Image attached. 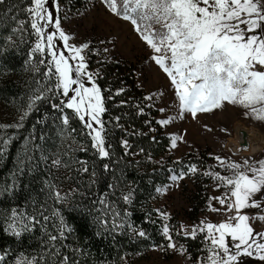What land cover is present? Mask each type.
<instances>
[{"label":"trees","instance_id":"trees-1","mask_svg":"<svg viewBox=\"0 0 264 264\" xmlns=\"http://www.w3.org/2000/svg\"><path fill=\"white\" fill-rule=\"evenodd\" d=\"M89 1L59 0V6L72 16L81 15ZM30 3L8 0L6 6H0V101L9 105L14 117L6 129L10 143L0 155V255L6 257L0 264L33 258L36 264H60L63 255L70 257L69 264H136L135 258L150 249H157L165 260H171L173 253L162 250L167 244L162 235L166 222L157 212L164 209L156 189L169 183L171 175L185 172L194 181L186 216L196 222L209 208L208 190L215 179L204 173L214 172L212 155L199 149L174 161L169 152L171 136L156 123L159 110L155 100L145 99L147 92L138 81L139 65L121 54L105 53L102 46L109 43L95 38L86 50L87 70L94 73L104 97L106 146L111 158L98 157L88 130L71 109L63 112L69 124L62 123V114L51 105L64 97L51 92L35 102L22 121L23 127L16 129L18 118L34 94L55 84L54 80L44 79V66L38 65L40 55L31 54L36 40L32 30L26 26L23 33L12 32L18 26L17 20L28 19L25 8ZM53 5L49 0L47 7L56 15ZM30 55L35 59L30 61ZM33 65L39 71H34ZM124 140L128 141L127 148ZM57 158L59 166L52 164ZM105 163L109 171H104ZM192 165L197 172L189 171ZM83 167L89 171L84 172ZM53 188L65 197L63 201L51 195ZM130 191L131 199L125 202L123 196ZM100 199H105L108 206L101 205ZM13 210L38 218L42 211L49 220L41 218V224L15 237L8 231ZM61 218L70 231L65 232L66 240L57 242L63 245L59 254L53 255L48 233L57 234ZM139 231H144L146 237H139ZM174 238L185 248L190 264L206 254L204 233H198L195 239Z\"/></svg>","mask_w":264,"mask_h":264},{"label":"snow or ice","instance_id":"snow-or-ice-1","mask_svg":"<svg viewBox=\"0 0 264 264\" xmlns=\"http://www.w3.org/2000/svg\"><path fill=\"white\" fill-rule=\"evenodd\" d=\"M53 11L49 10V0H31L25 8L28 19L17 20V27L12 32L23 33L27 28L35 35L31 54L40 55L38 65L44 66L45 80H54L52 87H43L34 94L27 110L23 112L15 128L23 127L22 121L29 115L35 102L46 98V93L64 97L59 103H53L54 110L59 111L62 123L69 124V117L63 115L64 109H71L88 130L91 147L100 159H110L111 152L106 146L105 121L106 112L101 89L95 85L92 73L87 71V53L89 43L80 46L69 44L72 37L61 27L59 0H53ZM106 10L134 26L141 40L151 50L150 59L168 77L178 105L177 117H164L156 123L165 127L174 119H184L190 115L196 119L198 114L210 113L223 109L225 105L239 106L245 109V117L249 115L264 120V0H101ZM8 0H0V6H6ZM12 11L11 8L8 9ZM16 20V16H12ZM9 40L12 39L10 36ZM62 42L64 50L58 46ZM104 43V41H101ZM67 52V55H66ZM107 53L108 49L105 48ZM35 55H30V61ZM74 61L75 63H70ZM34 71H39L33 65ZM75 74V75H74ZM84 76L86 79H79ZM39 83V82H38ZM93 86L88 87L86 84ZM78 85V87H73ZM69 93H72L70 96ZM152 101L153 95L145 97ZM152 105H150L151 107ZM143 111V109H139ZM161 113L165 108L160 107ZM151 123V121H148ZM6 126L0 125V130ZM11 127V126H8ZM212 129H208L211 131ZM155 131V129H150ZM225 131H227L225 129ZM155 139V137H153ZM179 142H185L183 135L172 136L171 147L177 148ZM10 143V138H0V155L3 146ZM123 145L127 148L128 141ZM141 151H143L141 149ZM214 159L225 167L231 175H222L219 171H207L204 174L217 181L216 191L221 187L226 190L219 196L209 197V209L212 212L232 213L223 222L209 223L201 221L199 225L188 227L180 225L179 231L173 234V228L165 223L162 235L167 241L162 250H173L184 255L186 250L174 238L195 239L198 233H204L209 242L207 260L197 258L195 264H247L251 258L257 264H264V231H257L252 221L264 222V160H244L242 163L227 160L221 156ZM52 164L59 166L60 159H53ZM109 171V165H103ZM88 172L87 167H83ZM189 171L197 172L195 165ZM95 175V173H93ZM186 173L171 176L173 181L182 180ZM50 187H52L50 185ZM157 192L163 189L157 188ZM51 195L57 201L65 199L59 190L53 188ZM132 192L123 196L129 202ZM99 203L107 207V201ZM218 205V207L216 206ZM245 209H255L250 215ZM165 220L170 216L157 210ZM59 215V213H57ZM118 215V214H117ZM41 218L47 222L49 217L41 211L38 216L25 217L17 211L11 213L8 231L20 237L30 230L31 226L41 224ZM107 225V221H102ZM57 234L48 233V241L53 255H58V241L67 239L66 231H70L60 221ZM146 237L144 231L137 233ZM231 240V246L229 244ZM5 255H0L4 262ZM70 257H60V264H69ZM18 264H36L35 259L18 261Z\"/></svg>","mask_w":264,"mask_h":264},{"label":"rangeland","instance_id":"rangeland-1","mask_svg":"<svg viewBox=\"0 0 264 264\" xmlns=\"http://www.w3.org/2000/svg\"><path fill=\"white\" fill-rule=\"evenodd\" d=\"M88 9L81 15H70L64 6H59V17L61 19V27L69 34L72 39L69 44L77 46L83 43H89L95 39H102L109 43L103 47L108 49L109 53L121 54L129 61L136 62L139 67L137 70L138 81L147 95H153L155 105L159 110L160 107L165 108V112L159 111L157 118L160 120L165 116L169 119L177 117L178 105L175 101L174 91L170 86L168 77L152 62L150 56L151 50L141 40L140 36L134 30V26L117 16L111 15L101 0H90ZM47 6V5H46ZM55 11V5H53ZM56 14V12H55ZM61 50H64L62 42L57 41ZM67 55V52H66ZM70 63H75L70 61ZM94 74L92 71L87 70ZM75 75V74H74ZM79 79L85 80L84 76ZM95 81L96 77L93 75ZM96 85V81H95ZM92 87L91 83L86 84ZM97 86V85H96ZM73 87H78L74 85ZM71 96L72 93H69ZM65 100L67 98H64ZM14 119L12 110L9 105L0 101V125L6 126L0 130V138H7L8 131L6 129L11 126L10 120ZM20 120V117L18 118ZM165 132L172 136L183 135L185 142H179L177 148L173 149L171 143L169 152L174 161H177L183 156L191 155L197 150H207L209 155L213 157L212 167L215 171H219L222 175H231L225 170L223 165H220L215 159V156H221L227 160L242 163L249 159L252 161L264 160V144L261 145L257 153L250 152V145L243 149L242 154H237L232 151V146L238 143L239 134L242 130H255L264 137V120L256 119L249 115L245 117V109L239 106L225 105L223 109H218L210 113L198 114L196 119L190 115H186L184 119L176 118L174 122L163 127ZM208 129H212L208 131ZM225 129L227 131H225ZM252 146V143H251ZM3 147H6L4 145ZM172 176V175H171ZM160 189H163L159 194V203L163 207L164 212L170 216V219L165 220L170 227L175 231H179L180 225L191 227L199 225L201 221L209 223L223 222L227 216L232 213L212 212L208 208L207 211L201 213L196 222H191L187 219L186 213L189 210V204L193 197V179L186 177L182 180L173 181ZM217 181L215 180L208 190L209 197L219 196L226 189L221 187L216 191ZM215 204L210 201L209 204ZM218 207V205H216ZM250 215L256 214L255 209H245ZM253 227L257 231H264V222L252 221ZM205 237V234H204ZM206 254L201 260H207L209 255V242L205 239ZM231 246V240L229 238ZM173 253L171 260H165L162 254L157 249H150L147 252L135 258L136 264H190L187 254L181 255L178 252L170 250ZM247 264H257L256 261L247 259Z\"/></svg>","mask_w":264,"mask_h":264},{"label":"bare ground","instance_id":"bare-ground-1","mask_svg":"<svg viewBox=\"0 0 264 264\" xmlns=\"http://www.w3.org/2000/svg\"><path fill=\"white\" fill-rule=\"evenodd\" d=\"M262 144H264V137L257 131L242 130L239 134L238 143L232 146V151L242 154L243 149H246L250 145V152L257 153Z\"/></svg>","mask_w":264,"mask_h":264}]
</instances>
